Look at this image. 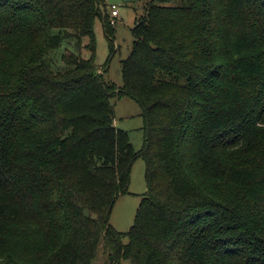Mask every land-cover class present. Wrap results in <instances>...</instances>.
<instances>
[{
    "label": "trees",
    "instance_id": "trees-1",
    "mask_svg": "<svg viewBox=\"0 0 264 264\" xmlns=\"http://www.w3.org/2000/svg\"><path fill=\"white\" fill-rule=\"evenodd\" d=\"M173 1L136 19L118 87L95 58L98 19L116 51L105 0H0V264H92L101 241L111 264H264V0ZM124 95L139 151L114 123Z\"/></svg>",
    "mask_w": 264,
    "mask_h": 264
},
{
    "label": "rangeland",
    "instance_id": "rangeland-1",
    "mask_svg": "<svg viewBox=\"0 0 264 264\" xmlns=\"http://www.w3.org/2000/svg\"><path fill=\"white\" fill-rule=\"evenodd\" d=\"M108 7L106 13L110 18L112 4L118 5L120 13L114 25V43L116 51L110 58L109 40L105 33L103 21L98 19L95 24V36L97 42L96 63L105 71V79L114 82L118 87L123 85L122 61L126 59L133 46L134 37L131 29L135 21L145 12V6L150 0H105ZM173 5L181 4L180 0L172 2ZM87 40V39H86ZM87 42V41H86ZM86 53V52H85ZM115 106V126L128 131L129 137L135 151H139L144 143V119L142 108L139 103L128 95L115 96L111 99ZM130 193L120 195L112 210L111 224L120 232H128L135 221V215L142 196L147 190L145 180V161L139 157L131 169ZM128 238L124 239V243ZM92 264H111L110 251L101 241L99 252ZM115 264H131L128 259H121Z\"/></svg>",
    "mask_w": 264,
    "mask_h": 264
},
{
    "label": "built area",
    "instance_id": "built-area-1",
    "mask_svg": "<svg viewBox=\"0 0 264 264\" xmlns=\"http://www.w3.org/2000/svg\"><path fill=\"white\" fill-rule=\"evenodd\" d=\"M120 13L118 5L112 4L110 8V23L112 25L116 24V19L118 18Z\"/></svg>",
    "mask_w": 264,
    "mask_h": 264
}]
</instances>
